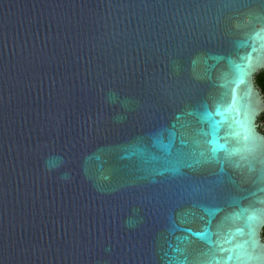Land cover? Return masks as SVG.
<instances>
[{
	"label": "water",
	"instance_id": "obj_1",
	"mask_svg": "<svg viewBox=\"0 0 264 264\" xmlns=\"http://www.w3.org/2000/svg\"><path fill=\"white\" fill-rule=\"evenodd\" d=\"M261 72L264 0H0V264H264Z\"/></svg>",
	"mask_w": 264,
	"mask_h": 264
},
{
	"label": "trees",
	"instance_id": "obj_2",
	"mask_svg": "<svg viewBox=\"0 0 264 264\" xmlns=\"http://www.w3.org/2000/svg\"><path fill=\"white\" fill-rule=\"evenodd\" d=\"M256 86L261 90L262 94L264 95V72L258 74L255 78ZM260 121H264V113L260 117ZM263 238H264V230H263Z\"/></svg>",
	"mask_w": 264,
	"mask_h": 264
},
{
	"label": "snow or ice",
	"instance_id": "obj_3",
	"mask_svg": "<svg viewBox=\"0 0 264 264\" xmlns=\"http://www.w3.org/2000/svg\"><path fill=\"white\" fill-rule=\"evenodd\" d=\"M249 67H251V61H249ZM248 75V73L245 71L243 73V75L240 78V82L243 83L244 82V78Z\"/></svg>",
	"mask_w": 264,
	"mask_h": 264
},
{
	"label": "flooded vegetation",
	"instance_id": "obj_4",
	"mask_svg": "<svg viewBox=\"0 0 264 264\" xmlns=\"http://www.w3.org/2000/svg\"><path fill=\"white\" fill-rule=\"evenodd\" d=\"M260 130L263 131L262 127L260 126Z\"/></svg>",
	"mask_w": 264,
	"mask_h": 264
}]
</instances>
